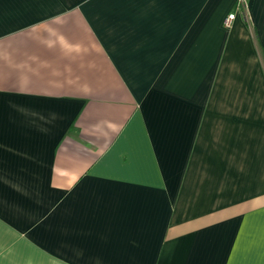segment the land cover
I'll list each match as a JSON object with an SVG mask.
<instances>
[{"label":"crops","instance_id":"1","mask_svg":"<svg viewBox=\"0 0 264 264\" xmlns=\"http://www.w3.org/2000/svg\"><path fill=\"white\" fill-rule=\"evenodd\" d=\"M0 264H264V0H0Z\"/></svg>","mask_w":264,"mask_h":264},{"label":"built area","instance_id":"2","mask_svg":"<svg viewBox=\"0 0 264 264\" xmlns=\"http://www.w3.org/2000/svg\"><path fill=\"white\" fill-rule=\"evenodd\" d=\"M249 1L250 0H237V9L241 11L243 14H246L248 12L249 8ZM235 18V14L231 13L229 14L224 20H223V27L225 29H229L231 27V24Z\"/></svg>","mask_w":264,"mask_h":264}]
</instances>
